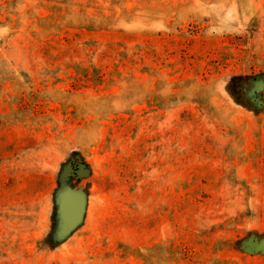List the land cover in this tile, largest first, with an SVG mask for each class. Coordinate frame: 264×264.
Segmentation results:
<instances>
[{
  "label": "rangeland",
  "instance_id": "rangeland-1",
  "mask_svg": "<svg viewBox=\"0 0 264 264\" xmlns=\"http://www.w3.org/2000/svg\"><path fill=\"white\" fill-rule=\"evenodd\" d=\"M0 264H264V0H0Z\"/></svg>",
  "mask_w": 264,
  "mask_h": 264
}]
</instances>
